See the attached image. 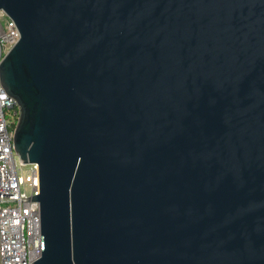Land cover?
Segmentation results:
<instances>
[{
    "label": "water",
    "instance_id": "1",
    "mask_svg": "<svg viewBox=\"0 0 264 264\" xmlns=\"http://www.w3.org/2000/svg\"><path fill=\"white\" fill-rule=\"evenodd\" d=\"M0 86L38 167L31 264H264V0H0Z\"/></svg>",
    "mask_w": 264,
    "mask_h": 264
},
{
    "label": "built area",
    "instance_id": "2",
    "mask_svg": "<svg viewBox=\"0 0 264 264\" xmlns=\"http://www.w3.org/2000/svg\"><path fill=\"white\" fill-rule=\"evenodd\" d=\"M0 63L19 40V32L2 11L0 19ZM19 109L0 86V264H31L41 255L38 167L29 166V191L23 174L24 164L13 147V134Z\"/></svg>",
    "mask_w": 264,
    "mask_h": 264
},
{
    "label": "rangeland",
    "instance_id": "3",
    "mask_svg": "<svg viewBox=\"0 0 264 264\" xmlns=\"http://www.w3.org/2000/svg\"><path fill=\"white\" fill-rule=\"evenodd\" d=\"M0 22H1L2 24H5V23H6L5 18L0 19ZM22 169H23V174H24V178H25V181H26V190H27V192H28V191H29V186H28V181H29V166L26 165V166H24V168H22Z\"/></svg>",
    "mask_w": 264,
    "mask_h": 264
}]
</instances>
